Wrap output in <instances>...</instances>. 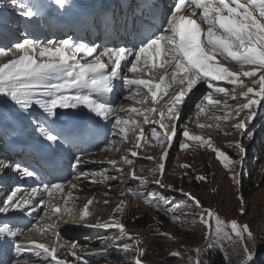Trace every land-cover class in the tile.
Returning <instances> with one entry per match:
<instances>
[{"label":"snow or ice","instance_id":"1","mask_svg":"<svg viewBox=\"0 0 264 264\" xmlns=\"http://www.w3.org/2000/svg\"><path fill=\"white\" fill-rule=\"evenodd\" d=\"M54 3L58 8H64L68 5V0H54ZM11 4L21 10L22 17L29 19L23 25L22 40L12 43L11 47H0V59L12 57L7 62L0 63V105L7 110L0 111V120L8 119L9 116L16 118L21 114L31 116L30 110L38 106L42 110L43 120L37 119L36 130L48 142L49 148L86 139L94 132L87 122L73 123L61 129L54 128L55 120L50 118H58L60 114L57 109H77L81 106L87 108L96 117L110 123L109 134L119 137L120 143L130 139V129H139V135L133 138L137 148L142 147L140 141L146 139L141 123L158 124L162 132L156 127L149 129L155 140L152 147L162 150L159 157H147L155 166L145 176H137L134 168L129 170L127 176L138 181V184L135 189L129 187L119 195L142 199L145 205L163 213L172 223L181 227L194 229L197 225L201 226L205 232V244L191 250L196 253V257H189V264H210L203 259L209 250H219L226 259L235 258L237 264H253L256 253L250 250L248 242L251 241L255 249L256 237L248 225H242L236 219L226 221L214 210L204 208L200 200L190 192L185 193L182 188L175 189L173 185H166L164 177L169 149L177 137L180 106L199 85L205 88V92L194 102L196 119L189 122L197 123L200 128L221 129L225 135L238 134L241 139L228 145L236 150L238 158L234 160L214 147L210 137L192 134L186 124L182 125L185 141L179 143V148L189 149L192 147L189 142L207 146L215 153L224 169L229 171L233 183L242 187L247 156V149L242 141L253 138L248 126L264 101V0H171L165 6L166 10L161 9L156 0H138L131 7L130 16L121 9L122 18L115 14L109 15L101 9L96 17H90L84 22L90 27H100L113 33L122 28L132 43L131 47L102 48L72 36L46 41L30 38L44 19L45 6L25 3L23 0H11ZM129 57L131 61L122 68V62ZM125 68L128 74L124 73ZM154 73H159L158 78ZM245 78L251 86L245 83ZM117 80L128 89L129 95L125 99L133 101L132 104L117 106L110 99ZM173 88L175 91L169 96V91ZM166 96L169 97L168 100L157 108L156 105ZM8 100L13 104L9 105ZM149 102L152 106L148 108L136 106ZM157 113L159 120L151 119ZM201 115L215 121V124L200 123ZM231 120L236 121L232 129H223L222 124ZM116 143V140L108 142L110 147ZM114 150L120 151L119 148ZM129 155L135 158L138 153L132 151L130 154H122L120 160L131 166L134 161ZM50 163H56L54 157ZM83 163L87 161L77 155L72 166L75 168ZM107 163L115 169L116 175H108L106 169L101 172H81L76 181H69L67 184H43L42 188L34 187L31 190L16 187L8 192L0 201V214L27 211L31 215V211L35 210V203L46 205L44 216L37 223L27 226V230L8 222L0 224V238H11V246L15 249L13 264H30V258L33 264H41L42 261H47V264H69V255L76 262L88 264L87 259L77 254L76 250L80 247L78 243L64 241L60 236V224L69 221H76L78 225L90 228L117 230L104 239L101 249L88 255L104 257L109 259V264H114L110 259L109 249L115 248L121 250L125 258L131 253V264H145L142 257L146 250L140 247L142 238L139 234L129 233L122 220L115 215L118 212L124 213L127 200H120L107 220L96 215L94 223L89 220L97 213V206L108 205L109 199L101 201L93 195L84 198L82 208L76 207L75 201L79 197L74 196L73 190L80 187L78 181L82 177L91 178L90 182L93 184L107 185L108 181L116 180L120 174L125 173L124 168L117 167V160L111 159ZM180 167L187 170L191 165L183 164ZM5 170H15L24 177L37 175L29 167L0 158V177ZM183 175L187 176V171ZM149 176L152 177L151 180ZM195 179L207 182L204 175H196ZM149 183L165 190L180 191L188 197L196 211H178L180 204L173 203L169 197L157 192L145 195L140 189ZM53 193L61 194L62 204L53 203ZM45 194L47 200L43 199ZM103 195L107 197L109 192L106 191ZM37 196L41 200L34 203ZM237 199L240 202L238 213L243 216L246 199L242 192L237 195ZM44 220L49 222L41 224ZM154 220L157 224L162 223L156 218ZM29 232L47 235L52 241L51 246L32 239L28 236ZM153 235L169 241L178 239L170 232H161L158 228ZM182 247L189 251L186 246ZM62 248L66 249L64 258L57 255ZM25 253L29 256L26 257ZM170 255L182 258L179 250L170 252Z\"/></svg>","mask_w":264,"mask_h":264},{"label":"rangeland","instance_id":"2","mask_svg":"<svg viewBox=\"0 0 264 264\" xmlns=\"http://www.w3.org/2000/svg\"><path fill=\"white\" fill-rule=\"evenodd\" d=\"M17 8L18 7H16V5L11 4V0H0V19H5L6 16L4 14L10 15ZM9 59H12V57H4L0 59V63L7 62ZM169 95L171 96L172 94ZM164 100L165 99H163V101ZM121 101L124 100L121 99ZM7 103L9 105L13 104V102L10 100H8ZM0 111L6 112L7 110L3 107V105H0ZM83 112L88 113L84 111V109ZM187 113L188 112H186V114ZM24 115L25 114H21L19 116ZM38 116L39 114L34 115V112L31 111V119H40L41 116ZM187 119L188 118L185 116L177 131L179 136L174 139L173 145L169 150V155L165 162L166 174L164 177V183L166 185H173L175 189L182 188L185 193L190 192L192 196H195L200 200L204 208L214 210L221 216V218L225 219L226 221L230 222L231 220L236 219L240 224L248 225L251 232L256 237L255 249H253L252 242H248L250 250H254L257 255L264 254V146L261 147V145H259L260 134H258L256 131L260 127L259 125L257 126L258 123H262L261 125L264 129V113L261 112L259 117L256 116L255 119L249 123L248 127L253 133V138L243 139L242 141L244 147L247 149L246 164L242 174V187L233 183V181L230 179L229 171L224 169L222 163L216 159L215 153L207 146H197L195 142H189L192 144V147L189 149L181 150L179 148V143L185 141V138L182 136V125L186 124L187 127L189 126L188 122L186 121ZM1 121L6 125L9 124V122H12V119L11 116H9L8 119ZM235 122L236 121L234 120L228 121L225 123L224 127L232 128ZM202 123L214 124L211 121L207 122V120L202 121ZM192 126L193 127L189 126L192 128L189 129L192 134L202 135L205 138L210 137L214 147L224 151L234 160L238 158L236 150L234 148L228 147L230 143H234L241 139L238 134H234L229 137L224 136L225 134L219 136V134H217L218 130L220 131V134H223L224 132L221 131V129H214V134L207 133L203 128H195L197 123L192 124ZM136 131L137 129L135 131H132L131 129L129 130L128 135L131 137V139L127 141V143H129L133 148L128 146L129 150L127 152L117 154V151L114 149L118 148L115 147L117 144H121L118 142L115 144V146H105L99 149L106 153L108 152L107 156L117 160V167H122L125 169L124 174H120L116 180L108 181L107 185L102 184L103 186L113 190L125 192L129 187L135 189L138 181H134L132 178L128 177L127 172L134 168L136 170L137 176H145L150 172L151 168L155 166V163L148 160L147 157H159L162 150L159 148L155 150L150 143L143 145L142 149L138 151V154L141 157L135 159L129 155V158L133 159L134 161L133 165L130 166L123 164V162L120 160V155L130 154V152L137 148L135 139H133L135 137ZM114 140H117V137H114ZM111 158L108 160H111ZM183 164H189L191 167L185 170L180 167ZM103 168L107 170L108 175H116L115 169L107 162L99 166L100 171H103ZM185 171L188 173L187 176L183 175ZM196 175L206 176L207 182L197 181L195 179ZM148 178L149 180L152 179L150 176ZM124 180L127 182L121 183V181ZM257 186H259V188H257ZM213 189H215V192H213ZM140 190L146 195H151L152 192H157L167 197L172 196L175 200H189L188 197L182 195L180 191L165 190L163 188H159L158 185L153 183L143 186ZM241 192L246 199V211L245 215L243 216L239 215L238 213L240 202L237 199V195ZM4 197L5 196H2L1 201L4 199ZM124 199L128 201L124 213L121 214L118 212L115 215L116 218L122 220L126 226V230L129 233L139 234V236L142 238V244L140 247L146 250V254L142 257V260L145 262V264H189V257H193L195 255V252L191 250L205 244V232L201 226L197 225L194 229L189 227H181L172 223L169 217L165 216L163 213L154 210L148 205H145L142 199L133 198L131 195L124 197ZM172 202L177 204V201ZM184 207L185 209L182 210V212L196 211L190 200L189 203L185 202ZM144 215L150 219L147 230L130 225V223L134 221L135 217H142ZM2 218V214H0V219ZM154 218L158 219L162 223L157 224ZM188 218L191 219V217ZM53 219L55 218L53 217ZM44 222L48 223L49 221L44 220ZM81 227L84 226L78 225L71 229L61 230L59 231L60 236L64 241L77 242L80 246L76 250L77 254L83 256L84 259H87L88 264H109V259L104 257H96L94 259L93 257L85 254V252H88V250L101 249L104 246V240H98V243L95 245L97 240L95 241L91 240L90 238L88 239L86 233L82 232ZM157 228L161 232H170L173 236L178 237V239L175 241H169L159 237L158 235H153L154 230ZM103 230L107 229H100V231ZM107 231H112L113 233L117 232L116 229H108ZM74 232H77L78 234L76 235ZM29 237L39 240V242H45L44 235L39 233L31 232ZM182 246H186L189 251H185V248ZM174 250L181 251L182 258L171 256L170 252ZM65 251L66 249H60L59 253L57 254L58 257L64 258ZM109 253L110 259L114 261V264H131V253L127 254V258H125V254L121 250H117L115 248L109 249ZM25 256L28 257L29 254H26ZM67 259L69 264H83V261L76 262L75 258L70 255L67 257ZM257 259L258 257L254 259V262H256ZM30 264H33V260L31 258ZM41 264H47V261H42ZM229 264H237L236 259L233 258Z\"/></svg>","mask_w":264,"mask_h":264},{"label":"bare ground","instance_id":"3","mask_svg":"<svg viewBox=\"0 0 264 264\" xmlns=\"http://www.w3.org/2000/svg\"><path fill=\"white\" fill-rule=\"evenodd\" d=\"M70 1H68V3ZM72 6H73L72 3H69L68 5H66V7H70V8ZM30 111H32V110H30ZM84 111L89 112L88 109H84ZM74 118H80V117L74 116L73 118H66V117L58 116V118H52V120H55V123H56L57 121H60V119H63L64 121H61V128H65V127H67L69 125L68 123H73V122L76 121ZM61 128H59V129H61ZM17 133L21 137H26V134H28V130H26L23 127H18ZM128 150H129V147H122L120 149V151L117 152V154H121L122 152H127ZM107 154H108V152L106 153L103 150H96V151H91L89 153H86L82 157H83V159L85 161H87V163H84L86 166L92 165L96 169H99V166L100 165H102L103 163L107 162L108 159L111 158V157L107 156ZM101 161H102V163H101ZM90 179L91 178H89V179L81 178V180L78 181L80 187L78 189H76V190H73L74 196H78L79 197V199L75 201L76 207L77 208H82L83 204L85 203V199L84 198L85 197H89L90 198L93 195H95L97 197V199L98 200H101V201L104 200V199H109L110 200V203L108 205L100 204V205L97 206L98 211H97V213L92 218H90L89 222L90 223H94L95 222L96 215H99L103 219L107 220L108 217H109V215H110V213L112 212V209L118 204V202L120 200L124 199V197H121L119 195V193L121 192L120 190H113V189H110V188H107V187L103 186L102 184H96V185H93V186H88V185H90V184H88V182L90 181ZM70 181H76V178L75 177L74 178H71ZM65 184H67V182ZM106 191L109 192V195L107 197H105L103 195V193L106 192ZM62 202L63 201L61 199V194H58L56 196V198L53 200V203L58 204V205L59 204H62ZM75 226H78V223L76 221H69L68 223H61L60 224V227L58 228V231L71 229V228H73ZM107 230L100 231V229L90 228V227H84L82 229V232H85L86 235L88 236V238H90L91 240H95V241L96 240L97 241L98 240L99 241L102 240L103 241L105 238H107L108 236H110V235L113 234L112 231H109L108 232ZM71 232H73V231H71ZM74 233L76 235L78 234L77 232H74Z\"/></svg>","mask_w":264,"mask_h":264},{"label":"trees","instance_id":"4","mask_svg":"<svg viewBox=\"0 0 264 264\" xmlns=\"http://www.w3.org/2000/svg\"><path fill=\"white\" fill-rule=\"evenodd\" d=\"M170 200L172 201H177V204H180L181 205V208L178 210V211H182L185 209V202H188L189 203V200H184V199H174V197H169ZM149 222H150V219L147 218V216H142V217H135L134 218V221L132 223H130V225L134 226V227H137V228H140V229H145L147 230V228L149 227ZM196 257V253L195 255L193 256V258ZM203 259H206L210 262V264H229L231 260L229 259H226L225 255L223 252L219 251V250H215V251H212V250H209V252L207 254H205V256L203 257ZM253 264H264V257L260 256L258 257L257 261L254 262Z\"/></svg>","mask_w":264,"mask_h":264},{"label":"water","instance_id":"5","mask_svg":"<svg viewBox=\"0 0 264 264\" xmlns=\"http://www.w3.org/2000/svg\"><path fill=\"white\" fill-rule=\"evenodd\" d=\"M260 256H264V254H258V255L256 254L255 258L260 257Z\"/></svg>","mask_w":264,"mask_h":264}]
</instances>
